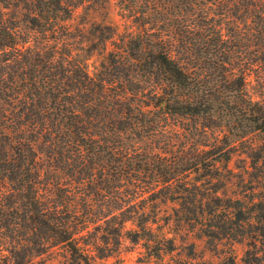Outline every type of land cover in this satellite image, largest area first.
Wrapping results in <instances>:
<instances>
[{
    "label": "trees",
    "instance_id": "trees-1",
    "mask_svg": "<svg viewBox=\"0 0 264 264\" xmlns=\"http://www.w3.org/2000/svg\"><path fill=\"white\" fill-rule=\"evenodd\" d=\"M263 92L264 0H0V264H264Z\"/></svg>",
    "mask_w": 264,
    "mask_h": 264
},
{
    "label": "rangeland",
    "instance_id": "rangeland-1",
    "mask_svg": "<svg viewBox=\"0 0 264 264\" xmlns=\"http://www.w3.org/2000/svg\"><path fill=\"white\" fill-rule=\"evenodd\" d=\"M110 18L114 21V23L119 24V29L122 27V20L114 11L110 14ZM101 56L95 55L88 61L89 71H93L94 67L101 60ZM264 94V92L262 93ZM247 143L252 144L254 147L258 148V146L264 147V135L261 134H253L246 138ZM240 149H242L240 147ZM246 156L244 153L240 151L233 155L232 160L229 162V167H232L234 171L240 173L243 170L240 168L241 165H245L246 161L249 162V158L245 159ZM251 170V168L249 169ZM245 182H247L245 180ZM229 187V188H228ZM236 187L232 184L230 186L227 185V193L231 194ZM160 214L167 213L168 206L161 205L160 206ZM162 222L161 219H159ZM130 224L128 223L127 226ZM156 227V225H154ZM165 230L170 231L167 235H173V231H171L172 226H164ZM194 242L195 245V258L190 259L186 255L185 245ZM176 245L177 249L170 254H165L161 258L156 257H148L145 253L144 248L140 243L134 244L131 243L127 239H123L121 246L118 252L115 253L114 256H111L107 259H97L94 264H217L219 261V257L213 254L207 246L203 239H198L194 235H186L184 242L180 240L179 234H176ZM245 249L244 244L235 243L233 246V253L237 258H240ZM42 264H69L63 254L61 252H52L46 254L41 259Z\"/></svg>",
    "mask_w": 264,
    "mask_h": 264
}]
</instances>
